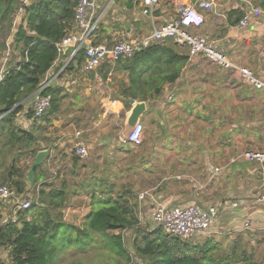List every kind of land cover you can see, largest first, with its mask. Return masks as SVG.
Listing matches in <instances>:
<instances>
[{"label": "crops", "instance_id": "1", "mask_svg": "<svg viewBox=\"0 0 264 264\" xmlns=\"http://www.w3.org/2000/svg\"><path fill=\"white\" fill-rule=\"evenodd\" d=\"M114 1L98 3V30L102 27L108 34L102 43L111 39L116 25L126 28L128 39L150 35L179 7L195 0H161L150 16L141 13L140 1L134 8L126 6L135 0H124L126 6L121 8L114 6ZM216 5L214 11L204 12L205 22L195 32L215 40L237 68H246L264 80V16L253 14L249 26L236 29V24H228L227 15L240 6L245 11V5L238 0H217ZM98 30L92 43L100 36ZM71 55L72 47L64 46L45 80L46 85L62 88L67 94L51 121L35 123L24 116L32 107L30 98L15 118L21 129H34L39 134L40 150L48 152L40 174L34 176L38 189L47 183L45 193H69L71 213L87 215L95 209L93 200L138 190V182L147 172L148 189L153 188L164 204L216 207L214 222L204 233L192 237L197 242L213 241L225 247L242 239L245 246L264 244V204L258 200L264 162L240 157L245 150H264V89L255 88L239 72L220 68L202 55L191 57L188 50L189 59L177 81L164 85L161 95L145 101L147 109L140 122L154 129L155 138L146 145L132 146L120 140L132 102L126 107L120 94L121 85L128 82L126 73L117 71L119 64L106 62L91 72H82L84 60L78 63ZM70 58L74 69L60 72ZM6 71L3 66L0 74ZM111 100H119L122 108L118 114L106 116L104 109ZM172 117L179 119L184 130L182 145L163 143ZM78 140L86 145L83 159L74 153ZM170 168L187 175H177L178 180H174L169 176ZM27 186L31 191L33 185ZM246 221L251 222L249 229L244 228Z\"/></svg>", "mask_w": 264, "mask_h": 264}, {"label": "trees", "instance_id": "2", "mask_svg": "<svg viewBox=\"0 0 264 264\" xmlns=\"http://www.w3.org/2000/svg\"><path fill=\"white\" fill-rule=\"evenodd\" d=\"M250 1L264 8V0ZM78 2L0 0V47L3 50L10 48L16 54L6 63L7 71L0 81V115L6 113L0 118V177L18 196L29 193L27 172L40 151V144L35 130L21 129L15 124V118L23 109L24 101L33 99L31 96L42 87L49 70L61 54L62 48L59 50L58 47L62 46L63 38L75 27ZM18 10H22L23 15L15 29L12 16ZM244 13L243 6L232 10L227 15L228 24H237ZM12 32V41L7 44ZM98 32L101 37L93 42L94 45L108 37L102 27ZM74 59L81 63L84 60L83 50ZM188 59L187 46L164 39L136 52L132 58L118 62L117 71L126 73L128 79L120 89L125 106L128 107V102L132 100L148 101L161 95L164 85L177 81ZM74 64L73 61L68 63L62 73L74 69ZM39 94L50 96V107L42 115V121L48 123L59 111L67 94L62 88L50 85L44 86ZM33 115L31 107L26 117L33 119ZM20 159L30 161L26 170L16 166ZM40 168L35 169L37 175ZM32 187L36 193L38 186L33 183ZM47 187V183H42L36 193L38 199L29 208L18 210L15 220L0 224V249L9 250L12 264H56V257L69 244L85 247L94 235L104 240L103 247L109 251L125 257L127 261L131 259L120 231L138 224L135 212L137 199L132 191L93 200L95 209L84 217L82 228H73L52 217L51 211L63 203L66 196L62 190L45 193L44 188ZM58 236L62 240L59 245L55 243ZM242 242V239H238L224 250L221 244L213 241L191 247L184 239L158 229L141 234L140 239L134 242V250L145 264H264V259L255 260L253 253L246 251Z\"/></svg>", "mask_w": 264, "mask_h": 264}, {"label": "built area", "instance_id": "3", "mask_svg": "<svg viewBox=\"0 0 264 264\" xmlns=\"http://www.w3.org/2000/svg\"><path fill=\"white\" fill-rule=\"evenodd\" d=\"M100 0H79L75 11L74 31L69 32L62 40V46L72 47L71 57H75L80 50L84 52V61L81 66L82 72H91L106 62L112 66L118 62L132 58V56L165 38H172L177 44L188 47L191 57L202 55L211 62L223 69H230L239 72L249 83L257 89H264V80L257 79L251 71L246 68H237L228 60L222 49L215 40L201 35L195 30L205 22L204 12L214 11L217 0H195L189 5L179 7L176 12L169 16L165 24L159 29L153 30L150 35L136 36L132 38H121L113 43L93 44L92 36L98 30L100 15L96 14ZM161 0H140L141 13L150 16L154 8ZM246 7L243 17L235 25L236 29H243L249 26L252 15L264 16V8L255 6L250 0H238ZM69 61L63 64L60 72L67 66ZM3 72L0 74L2 81ZM47 86L45 84L33 96L32 109L33 119L40 118L50 107V96L41 95L39 91ZM170 98V97H169ZM122 104L119 100H111L105 107V115L113 116L121 110ZM144 125L139 122L126 138L121 142L140 146L143 143ZM80 133H77L79 136ZM74 153L80 159L87 156L86 145L78 140L74 146ZM240 157L248 162H264V150H245ZM181 178V177H178ZM19 196L15 190L8 185H0V202L7 203L12 199L18 200ZM258 200L264 204V183ZM138 208L141 211L146 208V214L153 225L161 227L167 234L181 239H188L204 233L217 217V209L213 205L201 207L196 204L187 206L166 205L155 194L154 189L141 190L137 194ZM31 206L30 200L20 202V209H27ZM251 222L246 221L244 228L249 229Z\"/></svg>", "mask_w": 264, "mask_h": 264}, {"label": "rangeland", "instance_id": "4", "mask_svg": "<svg viewBox=\"0 0 264 264\" xmlns=\"http://www.w3.org/2000/svg\"><path fill=\"white\" fill-rule=\"evenodd\" d=\"M128 1H131V0H128ZM138 1L140 0L132 1L131 4H128V6H126L124 0H115L114 6H117L119 8L123 6H126V8H134L133 7L134 5L138 4L139 6ZM22 15H23L22 10L15 11V13L13 14L12 18H13V24H14L15 29L20 24ZM115 28H116V31L114 35L111 37V39L109 38V40L106 43H112L113 41H116L120 38H127L126 28L118 26V25H116ZM12 35H13V32L11 33V36L7 38V44L12 41ZM14 55L16 54L15 53L13 54L10 48L7 50H3L0 47V69L3 66L5 67L6 63L9 60H11L12 56ZM30 108L31 106L27 108V111ZM24 116L26 117V114H24ZM42 120H43V116L36 119L35 122L40 123L42 122ZM33 128H35V126H33ZM183 131H184L183 128L179 124V119L172 117L168 121L167 134L164 135L163 143L164 144L166 143L168 145H182V143L185 142V136L183 134ZM34 134L35 136H39V134L35 131H34ZM155 135H156L155 131L151 126L144 125V135H143L142 145H146L148 141H150L152 138H155ZM9 159H11V156H9ZM15 164L16 166L22 168L23 170H26L27 166L30 165V161L28 160L27 162V160L20 159ZM170 169L172 170V172L171 173L169 172V176H173L174 180H178L175 178V176L177 175H181V176L187 175V173L178 172L174 168L173 169L170 168ZM147 178H148V174L146 172V174L143 176V179H140L138 182V185H139L138 190L132 191L133 192L132 195H135V200L137 199L136 195L141 190H145V189H148V187H150V183H148ZM27 183L28 181H26V184ZM0 185H8V182H5L2 176L0 177ZM27 189H29L28 186H27ZM29 193L20 195L18 200L12 199L7 203L0 202V224L7 222L9 220L16 219L15 217L16 212L20 210V202H22L23 200H30L32 203L34 202V200L38 199L37 194L34 193L32 190L29 191ZM41 206L43 208L47 207L46 205H41ZM135 212H136V216L138 219V224L133 228L120 231L123 237L125 248L127 249L128 255L131 258L129 261H127L125 257L119 256L115 254L114 252H111L105 247H103L104 240L101 239L99 235H94L92 241L89 242L87 246L85 247H83V245L81 244L80 245L69 244L66 248H64L61 251L59 256L56 257V262H57L56 264H78V263H83V264H145L146 262L136 255L135 250H134V242L140 239L141 234L153 232L154 230H158L162 228L159 226L153 225V223L151 222V220L148 218L146 214V209L143 208L140 211L138 208V203H137V209ZM51 213H52V217L55 220L63 222L65 224H69L72 227L76 226L80 228H82L84 217L86 216V215H81L77 213H71V195L69 193H67L64 202L56 206L51 211ZM115 233H118V231H116ZM184 240L191 247H197L198 245L206 243V242L200 243L201 241L197 242L198 239L197 240L195 238L191 239V237L188 239H184ZM59 242H62V240L58 236L56 237L55 243L59 245L61 244ZM224 246L225 247L222 248L223 250L228 249L230 245H224ZM245 249L246 251H250L253 253L255 260L260 261L264 259V244H258L252 247L247 245L245 246ZM8 251H9L8 249H3V248L0 249V264H12Z\"/></svg>", "mask_w": 264, "mask_h": 264}, {"label": "water", "instance_id": "5", "mask_svg": "<svg viewBox=\"0 0 264 264\" xmlns=\"http://www.w3.org/2000/svg\"><path fill=\"white\" fill-rule=\"evenodd\" d=\"M38 91H36L31 97H33ZM147 105L145 101L132 100L130 109L126 112V119L124 122V130L121 134V138L128 137L133 131L134 127L140 122L141 118L145 114ZM4 115V114H2ZM0 115V117L2 116ZM48 152L46 150H40L32 162L28 172L27 181L30 185L34 183L35 169L42 164L43 157Z\"/></svg>", "mask_w": 264, "mask_h": 264}]
</instances>
